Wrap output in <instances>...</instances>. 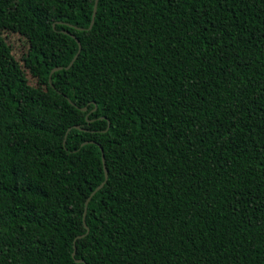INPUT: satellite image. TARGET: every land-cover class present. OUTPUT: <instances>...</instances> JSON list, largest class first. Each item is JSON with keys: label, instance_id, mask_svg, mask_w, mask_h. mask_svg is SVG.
Segmentation results:
<instances>
[{"label": "trees", "instance_id": "obj_1", "mask_svg": "<svg viewBox=\"0 0 264 264\" xmlns=\"http://www.w3.org/2000/svg\"><path fill=\"white\" fill-rule=\"evenodd\" d=\"M94 3L0 0V264H264V0Z\"/></svg>", "mask_w": 264, "mask_h": 264}, {"label": "water", "instance_id": "obj_2", "mask_svg": "<svg viewBox=\"0 0 264 264\" xmlns=\"http://www.w3.org/2000/svg\"><path fill=\"white\" fill-rule=\"evenodd\" d=\"M98 3H99V0H95V3H94V8H93V15H92V20H91V23H90V26L88 27V29H91L92 27H93V25H94V22H95V18H96V14H97V10H98ZM65 32H67L68 34H70L72 37H74L76 40H77V42H78V44H79V50H78V52H77V54L73 57V59L71 60V62L66 66V67H64V66H57V67H55V68H53L52 69V72H51V74L53 73V72H55V71H58V70H61V69H64V68H66V69H68V68H70L73 64H74V62H75V60L78 58V56H79V54H80V51H81V49H82V45H81V41H80V39L79 38H77L76 37V35L75 34H72V33H70V32H68V31H65ZM52 79V77L50 76V80ZM84 110H86L87 108L85 107V108H83ZM75 128H80V126L79 125H75L74 126ZM70 129H72V127H70L69 129H68V131L70 130ZM67 135V134H66ZM84 144V143H83ZM101 150H102V159H103V163H104V168H105V180L103 181V182H101V184H99L92 192H91V194H90V196L87 198V200H86V202H85V205H86V209H85V213H84V221H85V217H86V210H87V207H88V205H89V202L91 201V199H92V197L105 185V183H106V181L108 180V169H107V167H106V161H105V155H104V149H103V147H101ZM86 228H87V232L85 233V234H82V235H79L78 237L79 238H81V237H83V236H85L86 234H88V232H89V227L87 226V224H86ZM75 249H76V246H75ZM75 254H76V250L73 252V256H75ZM77 261H80V262H85V260L84 259H78Z\"/></svg>", "mask_w": 264, "mask_h": 264}, {"label": "rangeland", "instance_id": "obj_3", "mask_svg": "<svg viewBox=\"0 0 264 264\" xmlns=\"http://www.w3.org/2000/svg\"><path fill=\"white\" fill-rule=\"evenodd\" d=\"M7 40L12 45L13 55L20 62L26 72L28 82L31 85H37V78L34 77L27 68L24 67L23 57L27 54L29 50L28 41L21 36L19 29L17 27L11 26L7 31Z\"/></svg>", "mask_w": 264, "mask_h": 264}]
</instances>
